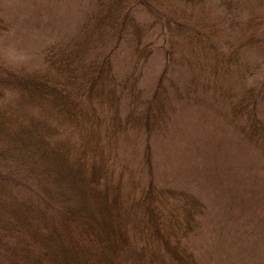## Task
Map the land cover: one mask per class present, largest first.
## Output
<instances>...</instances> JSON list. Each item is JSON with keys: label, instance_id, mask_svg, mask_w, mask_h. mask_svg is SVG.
I'll list each match as a JSON object with an SVG mask.
<instances>
[{"label": "trees", "instance_id": "obj_1", "mask_svg": "<svg viewBox=\"0 0 264 264\" xmlns=\"http://www.w3.org/2000/svg\"><path fill=\"white\" fill-rule=\"evenodd\" d=\"M95 7L74 37L47 49L41 68L0 55V264H202L193 239L205 206L157 182L151 141L177 100L190 98L178 68L192 64L193 50L211 48L216 28L191 22L177 0ZM160 54L158 76L141 86L143 66ZM257 81L233 101L229 121L264 158ZM121 142L142 143L140 167L123 158Z\"/></svg>", "mask_w": 264, "mask_h": 264}, {"label": "rangeland", "instance_id": "obj_2", "mask_svg": "<svg viewBox=\"0 0 264 264\" xmlns=\"http://www.w3.org/2000/svg\"><path fill=\"white\" fill-rule=\"evenodd\" d=\"M95 1L0 0L2 59L30 70L41 68L47 49L74 37L86 13L96 9ZM177 1L186 4L191 22L215 27L216 36L214 43L207 39L210 49L193 50L190 66L178 68L180 89L190 80L191 95L177 100L166 131L151 141L156 179L195 194L204 204L202 228L193 239L202 264H264V158L261 147L250 144L229 121L240 92L264 80V40L259 38H264V26L252 31L264 16V0ZM252 38L263 48L251 44ZM130 57L126 51L117 58L119 74L126 72ZM161 57L155 55L143 66L141 86L152 85ZM259 110L264 120V98ZM137 144L119 145L133 167L142 165L144 146Z\"/></svg>", "mask_w": 264, "mask_h": 264}]
</instances>
